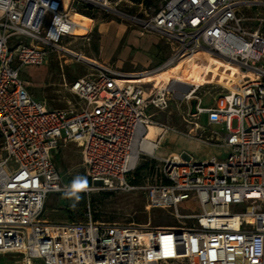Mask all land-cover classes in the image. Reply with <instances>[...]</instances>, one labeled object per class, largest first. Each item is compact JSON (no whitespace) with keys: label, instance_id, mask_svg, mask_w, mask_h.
Returning a JSON list of instances; mask_svg holds the SVG:
<instances>
[{"label":"built area","instance_id":"obj_1","mask_svg":"<svg viewBox=\"0 0 264 264\" xmlns=\"http://www.w3.org/2000/svg\"><path fill=\"white\" fill-rule=\"evenodd\" d=\"M121 1L0 0V255H15L9 264H264V14H248L264 0H161L143 17L121 11ZM98 9L163 39L167 59L127 73L72 51L64 42L75 39L72 15ZM202 50L238 70L211 106H201L194 86L142 82ZM56 52L91 72L67 86L73 102L50 109L28 93L19 71ZM175 96L179 104L196 99V114L188 105L184 121L205 115L207 126L223 131L202 141L216 154L170 153L153 182L134 185L137 168L174 132L153 118ZM156 130L163 131L157 140ZM67 144L79 149L91 186L143 190L147 208L171 209L177 224L106 223L89 209L78 221L42 218L48 195L70 190L54 164ZM190 200L198 211L182 214Z\"/></svg>","mask_w":264,"mask_h":264},{"label":"rangeland","instance_id":"obj_2","mask_svg":"<svg viewBox=\"0 0 264 264\" xmlns=\"http://www.w3.org/2000/svg\"><path fill=\"white\" fill-rule=\"evenodd\" d=\"M113 2L114 0H109ZM161 0H122L119 9L128 15L145 16L157 11ZM259 12L264 14V7L248 12L249 15ZM75 21L79 25L73 31L75 39H65L69 48L86 58L99 63L115 65L116 61L123 60H148L153 64L161 61V55L157 57L155 47L150 46L144 51L143 43L146 41L145 31L131 19L117 16L108 9L93 10L86 16L76 13ZM126 27L121 37L115 39L117 29ZM91 31L87 34L88 30ZM87 34V35H86ZM167 49V57L170 54L169 45L157 35ZM147 35V34H146ZM158 48V47H157ZM160 57V58H159ZM127 63L122 65L123 72L130 70ZM121 70V71H122ZM132 70V68H131ZM138 66L132 71H140ZM143 70V69H142ZM171 69L158 77L169 75L178 77L181 73L185 79L198 85L194 97L201 101L202 107L212 104V97L226 89L232 88L235 80H231V66L214 60L208 55H200L194 63L183 65L177 69L175 75ZM91 72V66L63 53H53L41 66H23L19 71V78L25 83L28 93L38 101L46 104L47 108H64L67 102H73L72 95L67 86L75 78ZM187 91V87H181L180 92ZM196 100V99H195ZM190 104H179L176 96L169 103L167 110L154 112V121L174 130L165 133L160 141L155 158L142 162L145 168L136 171L134 179L136 185L151 183L157 177L160 168V159L170 153L186 152L195 159L203 160L216 154L212 147L202 143L209 141L211 133L215 130L223 135L218 127L206 125L205 115L198 118H186L183 116ZM150 109L148 113H152ZM197 124L200 128L194 126ZM163 130V129H162ZM156 130L154 139H158L163 131ZM54 164L61 176L62 183L70 190L66 192L49 194L43 208L42 218L53 223L69 221L66 211H70L73 220H82L83 214L90 210L98 221L123 225H143L150 220L153 226H175L176 220L171 215V209H148L143 190L114 191L101 190L88 183L85 168L81 163L79 149L69 144L59 153L54 155ZM140 165V166H141ZM86 181L82 187L76 188L77 180ZM88 191V192H86ZM82 195L87 200L82 202ZM199 207L193 201H187L179 206L182 214L197 212ZM15 255H0V264L17 262Z\"/></svg>","mask_w":264,"mask_h":264},{"label":"crops","instance_id":"obj_3","mask_svg":"<svg viewBox=\"0 0 264 264\" xmlns=\"http://www.w3.org/2000/svg\"><path fill=\"white\" fill-rule=\"evenodd\" d=\"M125 28L126 27H122V28H118L117 29V34L118 35H116V37H115V39H119L120 37H121V35L123 34V32H124V30H125ZM143 32L144 31H142L141 32V34H143ZM146 34H145V37H147V39H146V41L143 43V45H144V51H147L148 50V48H150V46H152V47H155V49H156V51H157V53H156V55H157V57L159 56V55H161L159 58L161 59V61L160 62H158V63H154L153 64V62H151V61H148V60H142V61H138V60H133L132 62L131 61H129V60H123V61H121V60H119V61H116L115 62V65H111V66H113L114 68H116V69H118V70H122V65L123 64H128L129 66H131L130 67V70H125L124 72H127V73H131V72H133L132 70L135 68V67H137L138 66V69H149V68H153V67H155V66H157V65H159V64H161L162 62H164L166 59H167V49H166V47H164V43L160 40V39H158L157 37H155L154 35H152V34H150V33H147V32H145ZM158 47V48H157ZM85 57V56H84ZM91 60V59H90ZM103 64H105V63H103ZM106 65H109V64H106ZM131 68H132V70H131ZM123 71V70H122ZM206 118V117H205ZM1 141H2V138H1V135H0V145H1ZM67 145H69V144H67ZM67 145H65L64 147H62V148H60L59 149V151L57 152V153H59L62 149H64ZM80 154V153H79Z\"/></svg>","mask_w":264,"mask_h":264},{"label":"bare ground","instance_id":"obj_4","mask_svg":"<svg viewBox=\"0 0 264 264\" xmlns=\"http://www.w3.org/2000/svg\"><path fill=\"white\" fill-rule=\"evenodd\" d=\"M75 15H76V13H74L73 15H72V20L74 21V23H76V21H75ZM76 25L77 26H79L77 23H76ZM200 55H208V56H210L212 59H214V60H220V59H218V58H215L214 56H212L208 51H199V52H197V53H195L194 55H192V56H190V57H188L187 59H185L184 61H182L181 63H179L178 65H176L175 67H172V70H171V74H173V76L175 75V71L177 70V69H182V67H183V65H189V64H192V63H194L195 62V60L198 58V56H200ZM86 58V57H85ZM88 61H91L89 58H86ZM222 63H224V64H228L227 62H224V61H222V60H220ZM229 66H231V80H235L236 81V79H237V76H235L236 75V73H238V70H237V68L235 67V66H233V65H230V64H228ZM171 69V68H170ZM169 70V69H168ZM164 72H166V71H164ZM164 72H162V73H160V74H158V75H156L155 77H153L152 79H148V78H145L144 80H142V82H144V83H146V82H151V81H154L155 82V84L156 85H158L160 82H165V81H167V80H175V81H177V82H180V83H183V84H185V85H187V87L188 86H194L195 87V89H197L198 88V85H196V84H194V83H191V82H189V81H187L186 79H185V75L183 74V73H181L178 77H171V76H169V75H166V76H164V77H162L161 79H159L158 80V77L161 75V74H163ZM147 147H149L148 145H146V146H144V148H147Z\"/></svg>","mask_w":264,"mask_h":264},{"label":"trees","instance_id":"obj_5","mask_svg":"<svg viewBox=\"0 0 264 264\" xmlns=\"http://www.w3.org/2000/svg\"><path fill=\"white\" fill-rule=\"evenodd\" d=\"M78 13H80V14H82V15H87L88 13H82V12H78ZM146 167V165L145 164H143V165H141V166H139L138 168H137V170L136 171H138L140 168H145ZM135 175H136V173H135ZM130 182L132 183V184H134V185H136L137 183H136V181H135V179H133V180H130ZM88 183H89V181H88ZM81 199H82V202L83 203H85V201L87 200V198H86V196L85 195H82V197H81ZM66 214H67V216H68V218H69V220H73L72 219V215H71V212L68 210V211H66ZM95 220H97L96 218H94Z\"/></svg>","mask_w":264,"mask_h":264},{"label":"water","instance_id":"obj_6","mask_svg":"<svg viewBox=\"0 0 264 264\" xmlns=\"http://www.w3.org/2000/svg\"><path fill=\"white\" fill-rule=\"evenodd\" d=\"M190 114H191V115L196 114V100H195V99H193V100L190 102Z\"/></svg>","mask_w":264,"mask_h":264},{"label":"clouds","instance_id":"obj_7","mask_svg":"<svg viewBox=\"0 0 264 264\" xmlns=\"http://www.w3.org/2000/svg\"><path fill=\"white\" fill-rule=\"evenodd\" d=\"M84 183H86V181L81 182V180L78 179L77 182H76V184L74 185V187L80 188V187H77V185H82L83 186Z\"/></svg>","mask_w":264,"mask_h":264},{"label":"snow or ice","instance_id":"obj_8","mask_svg":"<svg viewBox=\"0 0 264 264\" xmlns=\"http://www.w3.org/2000/svg\"><path fill=\"white\" fill-rule=\"evenodd\" d=\"M77 187H82V185H77Z\"/></svg>","mask_w":264,"mask_h":264}]
</instances>
